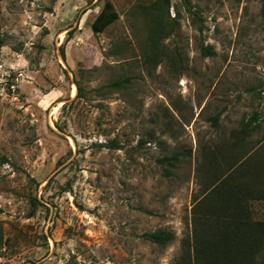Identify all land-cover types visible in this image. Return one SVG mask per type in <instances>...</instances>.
Wrapping results in <instances>:
<instances>
[{"label": "rangeland", "instance_id": "obj_1", "mask_svg": "<svg viewBox=\"0 0 264 264\" xmlns=\"http://www.w3.org/2000/svg\"><path fill=\"white\" fill-rule=\"evenodd\" d=\"M105 1L0 0V264H177L204 149L254 111L264 134L261 0H192L204 32L183 13L165 40L181 69L146 66L130 15L145 0H111L120 17L95 32ZM126 75L129 89L102 90ZM175 148L191 156L167 177L157 158ZM157 229L174 241L141 237Z\"/></svg>", "mask_w": 264, "mask_h": 264}, {"label": "trees", "instance_id": "obj_2", "mask_svg": "<svg viewBox=\"0 0 264 264\" xmlns=\"http://www.w3.org/2000/svg\"><path fill=\"white\" fill-rule=\"evenodd\" d=\"M261 1L264 16V0ZM172 6L176 9L173 17ZM183 13L189 15L202 34L206 28L203 9L192 0H145L131 8L133 25L142 24L139 41L148 68L157 66L164 58L173 69L184 68L179 48L171 50L165 42L178 30ZM119 17L114 3L106 0L92 28L95 32L103 31ZM3 40L0 30V47ZM199 46L203 56L215 54L213 46L203 40ZM62 55L65 57L64 48ZM132 82L130 75L117 76L102 90H127ZM218 119L219 114L211 117L215 126ZM259 119L258 111H254L231 131L229 138L213 141L202 152L197 168L204 176L203 187L192 208V234L183 238L177 264H264V218L259 216L255 205L264 202V134L255 137L261 127ZM148 141L149 137H142L140 144ZM108 145L121 146L116 139ZM190 156V150L175 148L158 157L157 162L163 175L169 177ZM141 237L165 246L174 241L175 233L157 229L144 232Z\"/></svg>", "mask_w": 264, "mask_h": 264}, {"label": "bare ground", "instance_id": "obj_3", "mask_svg": "<svg viewBox=\"0 0 264 264\" xmlns=\"http://www.w3.org/2000/svg\"><path fill=\"white\" fill-rule=\"evenodd\" d=\"M73 91H75V90H73Z\"/></svg>", "mask_w": 264, "mask_h": 264}]
</instances>
